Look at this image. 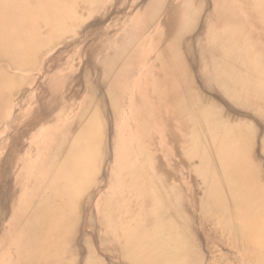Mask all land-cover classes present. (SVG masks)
Returning a JSON list of instances; mask_svg holds the SVG:
<instances>
[{"label": "bare ground", "instance_id": "6f19581e", "mask_svg": "<svg viewBox=\"0 0 264 264\" xmlns=\"http://www.w3.org/2000/svg\"><path fill=\"white\" fill-rule=\"evenodd\" d=\"M94 1L0 0V264H264V0Z\"/></svg>", "mask_w": 264, "mask_h": 264}, {"label": "rangeland", "instance_id": "374dc122", "mask_svg": "<svg viewBox=\"0 0 264 264\" xmlns=\"http://www.w3.org/2000/svg\"><path fill=\"white\" fill-rule=\"evenodd\" d=\"M114 1L115 0H98L97 2L96 1H94V2H90V7L91 8H94V9H97V14H96V16H98V13H99V15L101 14V12L103 11V10H105V7H107V6H109V5H114ZM99 9V10H98ZM88 24H91V23H89L88 22ZM90 27H88L82 34H84V33H86L87 32V30L89 29ZM81 34V35H82ZM69 35H67V38H66V41H64L63 43H61V44H59L58 46H60L61 48V54H63V56H67L69 53H68V51H69V49L70 48H72L73 46H76V37L77 36H79V35H75L74 36V34L73 35H71L70 34V36L68 37ZM80 38V36L78 37V39ZM71 41H73V42H71ZM63 59H64V57H63ZM27 74V73H26ZM33 73H31V75H32ZM26 77L27 78H30V77H28L27 75H26ZM78 87H80V86H78ZM28 92V91H30V89L29 88H27V87H24V89L21 91V92H19V95L18 96H16L17 98H19L20 97V95H22L23 96V94H24V92ZM69 92H71V90L69 89V90H67V93L68 94H70ZM21 93V94H20ZM16 98V99H17ZM81 100L82 99H78V100H76L74 103H75V108H76V110H77V108L78 107H80L81 106ZM29 105H32L31 104V102L30 103H28ZM25 117V116H24ZM10 118V120L11 119H14L15 121H19V119H20V116L19 115H13V118H12V115L9 117ZM8 122V121H7ZM5 124H7V123H4V125ZM27 128H30L29 126H24L23 127V129H27ZM32 134V133H31ZM31 134L29 135V136H26V142H25V145L26 146H29L30 145V143L32 142V140L34 139V137H31ZM28 142V143H27ZM13 166H14V164H13ZM21 182V181H20ZM14 187V186H13ZM15 188V187H14ZM16 197L18 198L19 197V194H17L16 193ZM14 198H15V195H14ZM10 199H11V197H10ZM13 202H14V200H13ZM17 203V202H16ZM16 203H12L11 201H9V203L6 205V207L5 208H3L4 210H3V216H4V219H3V221L1 222L2 224H3V226H4V224H5V222H7L6 220H7V218H12L11 216H12V214H14L15 212L16 213H19L20 215L19 216H22V201H20L18 204H16ZM12 204V205H11ZM13 204H14V206H13ZM20 219H21V217H19ZM219 248V247H218ZM222 252H226V253H228L229 255H231V253L228 251V250H226V249H224V250H222ZM230 261H234L233 260V257L232 258H230L229 259ZM235 262V261H234ZM237 262H235V263H232V264H236Z\"/></svg>", "mask_w": 264, "mask_h": 264}]
</instances>
